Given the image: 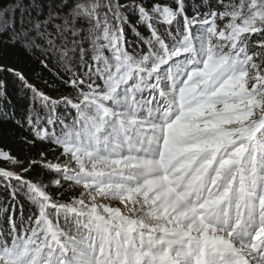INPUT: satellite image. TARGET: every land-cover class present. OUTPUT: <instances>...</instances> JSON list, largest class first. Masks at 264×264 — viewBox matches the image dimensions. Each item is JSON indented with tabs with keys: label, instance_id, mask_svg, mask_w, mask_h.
Wrapping results in <instances>:
<instances>
[{
	"label": "snow or ice",
	"instance_id": "1",
	"mask_svg": "<svg viewBox=\"0 0 264 264\" xmlns=\"http://www.w3.org/2000/svg\"><path fill=\"white\" fill-rule=\"evenodd\" d=\"M9 11L0 44L73 92L0 66L30 93L0 120L49 145L0 146V264H264V0H52L19 29Z\"/></svg>",
	"mask_w": 264,
	"mask_h": 264
},
{
	"label": "trees",
	"instance_id": "2",
	"mask_svg": "<svg viewBox=\"0 0 264 264\" xmlns=\"http://www.w3.org/2000/svg\"><path fill=\"white\" fill-rule=\"evenodd\" d=\"M51 2L52 0H0V8H11V11L6 14V18L14 20L15 28L19 29L22 16L25 24H27L30 19L37 17L38 14L42 18L47 14ZM134 2H136V0H121V3L130 4ZM145 2L150 4L152 0H145ZM161 2H164V0H161ZM215 3L216 0H186L187 12L190 16L206 13L209 10V5H214ZM126 15L129 24L125 25V38L128 44L135 48L139 46L140 41L136 32L133 31L130 25L136 23L138 14L134 10H127ZM9 31H11V29H9ZM137 31L144 32L146 30L140 25L137 27ZM5 39H7V32L0 33V41ZM0 51L4 53L0 55V66L22 71L31 83L53 98H59L61 94L68 95L73 92L72 89L65 88L57 81L56 77L53 75V73L57 71L56 69H43L38 63H35L19 45L12 46L0 44ZM52 89H55V91ZM0 92H5L8 100L11 102L9 104L8 100L0 101L5 108L14 109L17 116L25 112L28 107V97L30 93L26 90H22L20 81L12 72L0 71ZM66 111H71V115L75 116L74 110L66 109L63 105L57 108V114L62 115ZM25 134L26 133H24L22 129H17L11 120H0V146L5 149H11L13 154L23 156L27 150L30 157H35L42 149L49 147L48 144L38 142L35 147L29 148L27 145L19 142L20 137ZM53 155H58V152L50 154L49 159H52ZM43 171V169L36 167L29 176L35 178L43 173ZM65 199H67V197H65ZM21 204L24 206L25 212H27L30 207L29 202L23 197H20L19 204L17 205V215H19L18 209Z\"/></svg>",
	"mask_w": 264,
	"mask_h": 264
},
{
	"label": "rangeland",
	"instance_id": "3",
	"mask_svg": "<svg viewBox=\"0 0 264 264\" xmlns=\"http://www.w3.org/2000/svg\"><path fill=\"white\" fill-rule=\"evenodd\" d=\"M112 203H113V205L115 206V203H116V202H112Z\"/></svg>",
	"mask_w": 264,
	"mask_h": 264
}]
</instances>
